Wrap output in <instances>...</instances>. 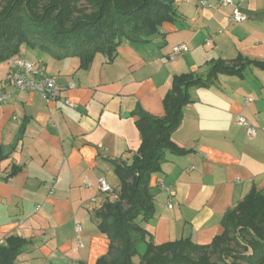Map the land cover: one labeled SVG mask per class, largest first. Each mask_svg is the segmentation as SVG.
Returning a JSON list of instances; mask_svg holds the SVG:
<instances>
[{"label":"crops","instance_id":"0c3cea01","mask_svg":"<svg viewBox=\"0 0 264 264\" xmlns=\"http://www.w3.org/2000/svg\"><path fill=\"white\" fill-rule=\"evenodd\" d=\"M242 9L248 18L237 23L229 21L231 6L175 0L176 18L149 41L124 40L114 56L98 53L88 68L77 56L56 59L22 45L20 55L57 79L55 101L16 89L12 58L0 63V92L9 95L0 104V244L10 235L27 241L17 264H96L107 254L97 211L116 196L99 191L98 177L120 189L115 164L130 163L142 143L137 111L162 116L174 75L207 77L212 62L236 71L189 88L192 101L172 136L186 152H167L152 174L155 213L142 224L156 244H208L223 232L229 209L253 189L264 191V132L248 136L238 123L244 115L264 126V0H243ZM180 43L188 50L172 59ZM145 250L140 243L133 260Z\"/></svg>","mask_w":264,"mask_h":264},{"label":"trees","instance_id":"16d2710c","mask_svg":"<svg viewBox=\"0 0 264 264\" xmlns=\"http://www.w3.org/2000/svg\"><path fill=\"white\" fill-rule=\"evenodd\" d=\"M175 18V0H0V63L20 54L26 44L56 59L77 56L88 68L96 54L112 57L124 40L149 41L163 22ZM235 71L219 60L211 63L207 77L176 74L162 116L137 111L142 143L130 163L115 164L120 189L97 211L109 250L96 264H134L142 242L146 250L138 264H264V191L253 189L229 209L223 232L208 244L190 238L156 244L142 224L155 213L152 174L161 170L167 152H186L172 136L192 101L189 88L210 86L219 72ZM26 243L19 235L8 236L0 244V264H17Z\"/></svg>","mask_w":264,"mask_h":264},{"label":"built area","instance_id":"2783aa9c","mask_svg":"<svg viewBox=\"0 0 264 264\" xmlns=\"http://www.w3.org/2000/svg\"><path fill=\"white\" fill-rule=\"evenodd\" d=\"M200 6L207 8H216L219 4H224L232 7V12L229 16L230 22H243L247 20L248 16L242 9L243 0H198ZM207 44H211V39L206 40ZM188 46L186 43L176 44L172 48L170 57L175 59L178 55L186 52ZM13 68L11 71L10 79L14 87L18 90H34L42 94L43 98L47 101H55L59 99L61 90L57 79L54 76L49 75L44 68L38 63L30 61L18 54L12 57ZM71 84L70 87H73ZM9 95L5 92H0V104L4 103L8 99ZM249 101L251 99H248ZM63 102L69 106L74 107L75 103L65 98ZM238 123L244 127L248 136H256L259 132H264V126H255L244 115L238 116ZM85 186H91L92 183L89 180H84ZM98 189L100 192L107 194H114V188L107 182V180L100 176L98 177ZM162 189L169 192L170 195H174V191L170 185L162 184ZM171 206V205H170ZM77 230H81L78 226ZM79 245L82 242L79 241Z\"/></svg>","mask_w":264,"mask_h":264},{"label":"rangeland","instance_id":"374dc122","mask_svg":"<svg viewBox=\"0 0 264 264\" xmlns=\"http://www.w3.org/2000/svg\"><path fill=\"white\" fill-rule=\"evenodd\" d=\"M111 196H114L113 198H115V195H111ZM144 223V222H143ZM133 263L134 264H138V257L136 259L133 260Z\"/></svg>","mask_w":264,"mask_h":264}]
</instances>
